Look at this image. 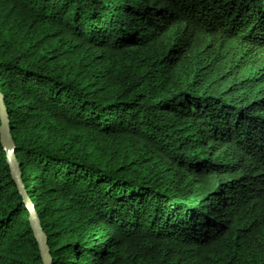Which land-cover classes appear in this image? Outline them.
I'll return each mask as SVG.
<instances>
[{
    "label": "trees",
    "instance_id": "obj_1",
    "mask_svg": "<svg viewBox=\"0 0 264 264\" xmlns=\"http://www.w3.org/2000/svg\"><path fill=\"white\" fill-rule=\"evenodd\" d=\"M0 92L51 264H264V0H0Z\"/></svg>",
    "mask_w": 264,
    "mask_h": 264
},
{
    "label": "water",
    "instance_id": "obj_2",
    "mask_svg": "<svg viewBox=\"0 0 264 264\" xmlns=\"http://www.w3.org/2000/svg\"><path fill=\"white\" fill-rule=\"evenodd\" d=\"M0 119H1L0 140L2 142V145L7 155V161L11 168L12 177L17 183L19 190L21 191L24 203L26 204V207L29 211V220H30L35 238L38 241L39 249H40L44 264H51L49 248L47 246L45 234L40 227V222H39L37 213L34 209V206L32 202L30 201V199L27 197L23 184H22L19 164L15 156L14 141H13L12 135L10 134V130L8 128V117H7L6 107L3 101V95L1 92H0Z\"/></svg>",
    "mask_w": 264,
    "mask_h": 264
}]
</instances>
